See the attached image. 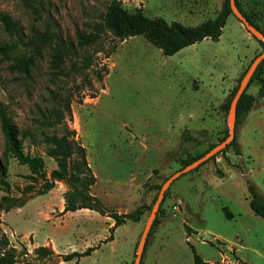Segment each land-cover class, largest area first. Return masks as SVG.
<instances>
[{
	"label": "rangeland",
	"instance_id": "1",
	"mask_svg": "<svg viewBox=\"0 0 264 264\" xmlns=\"http://www.w3.org/2000/svg\"><path fill=\"white\" fill-rule=\"evenodd\" d=\"M110 1L0 0V15L18 23L25 39L50 27L59 41L76 45V30L91 31ZM118 1L130 13L142 8L147 17L186 26L214 19L223 4V0ZM239 2L264 28V0ZM2 45H9L11 52L0 54V102L19 131L32 134L24 142L25 153L43 159L48 178L57 169L43 138L61 130L46 127L40 112L46 109L50 92L61 91L72 99L69 125L86 148L97 178L92 194L120 213L149 207L140 222L128 221L115 230L112 241L105 242L111 235V220L92 211L62 217L68 191L62 182L30 201L44 181L29 166L9 158L7 192L0 180V229L20 254L18 264H76V259H37L35 245L46 247L47 242L61 255L98 247L80 264H135L161 188L183 168L177 158L198 157L229 133V114L220 107L251 61L264 52L235 15L228 18L219 41L206 39L173 56H165L142 36L120 41L111 33L89 50L95 58L87 70L77 66L83 61L81 55L57 69L53 52L44 50L29 78L12 73L9 67L32 56V49L19 45L0 22ZM258 91L257 84L248 89L257 101L237 130L241 155L229 150L173 182L159 209V224L147 240L143 264H195L193 249L209 264H264V219L251 210L249 191L253 185L264 197V103ZM185 134L201 144L184 142ZM4 149L0 120L3 163ZM28 198L32 199L22 208L11 209L14 212L7 217L3 209ZM178 200L183 204L177 209Z\"/></svg>",
	"mask_w": 264,
	"mask_h": 264
},
{
	"label": "trees",
	"instance_id": "2",
	"mask_svg": "<svg viewBox=\"0 0 264 264\" xmlns=\"http://www.w3.org/2000/svg\"><path fill=\"white\" fill-rule=\"evenodd\" d=\"M236 5L250 24L254 25L264 34V28L258 24L253 13H246L239 0H236ZM231 15H233V13L230 6V0H223L222 8L214 19L204 21L196 26H186L175 21L169 23L160 17H147L142 8L137 9L134 13H130L122 6L120 1L111 0L101 22L95 25L91 31L76 30V45L70 41H59L57 34L52 32L50 27H48L42 35L34 34L29 39H25L20 32L18 23L13 21L12 18L1 14L0 22L6 33L12 37H17L19 45L32 49V56L22 57L9 67V70L12 73H19L29 78L33 67L44 50H51L53 52L52 62L57 69H61L63 64L67 61H78L77 55H81L83 61L77 63V66L80 65L78 66L80 70H87L92 67L94 63L93 58H95V55L92 56L89 54V50L100 44L104 34L111 33L113 37L120 41L136 36H142L152 46L161 50L165 56H173L181 50L206 39L214 42L219 41L228 18ZM255 39L264 46L262 40ZM10 50L11 47L9 45L0 46V54L3 56H7L11 52ZM262 53H259L257 56ZM252 62L253 61H251V63ZM249 67L238 79L237 85L233 88L225 102L220 107L226 115L230 112L232 100L235 97L238 86ZM98 80L99 82H102V77L99 76ZM253 84L259 86L258 98L264 103V60L257 68L246 92L239 99L236 112L235 140L225 150L212 157L208 162L215 161L219 155H223L229 150H232L237 156L241 155V148L237 141V130L239 125L244 122L248 114L252 111L254 104L257 101V97L248 93V89ZM50 93L46 109L40 112V119L46 127L54 130L60 128L61 130L60 133L55 130L56 132H53L51 135H45L43 138V143L49 146L47 155L56 160L57 169H54L48 178L44 171L43 159L41 157H32L30 154L25 153L24 142L31 137L32 134L29 132L21 133L13 119L8 114L7 107L0 102L1 129L5 140L4 163L0 158L1 185L6 192L9 190V184L5 181L7 177V161L9 158L18 160L21 165L29 166L34 175L43 179L44 187L38 191L36 195L37 197L50 192L57 182L64 183L67 186L68 191L64 196L66 206L61 213V216L64 217L68 213H74L81 210H89L100 216L110 218L114 223L113 227L110 229V237L105 240V242H110L113 240V233L117 228L126 224L128 221L140 222L144 214L149 210V207L147 205H142L134 212L120 213L116 210L108 209L98 197L92 194V188L95 186L97 178L88 162L86 148L78 139L76 132L69 125L72 116V99L61 91H52ZM228 135L229 133L226 131L225 137L220 139L219 142L224 141ZM184 142H192L197 146L201 144V141L198 138L191 137L189 134L184 135ZM216 145L217 144L210 145L209 149L198 157L188 156L185 159L179 157L176 161L184 168L203 157ZM208 162L202 164L200 167ZM218 173L222 175L219 170ZM249 191L251 193V210L257 216L264 219V197L253 185L249 186ZM168 193L169 190L167 191V194ZM30 199L32 198L24 199L19 204L6 207L3 210L5 213H8L13 208H22ZM5 200H7V197L3 198V201ZM0 210H2L1 204ZM226 210L227 209H225V211ZM226 212L227 216L231 217V214L228 213V211ZM1 224L2 223L0 222V226ZM158 224L159 220L157 217L152 225L148 238L152 236ZM187 232L188 236H190L191 231L189 228H187ZM97 249L98 247H90L81 253L73 252L61 255L56 254L54 250L47 246H41L36 248L33 254L40 260L58 257L59 259H62L63 262H70L76 259V264H80L82 258L90 256ZM193 255L195 264H209L205 262L194 249ZM19 256L20 254L17 253V250L10 245L7 235L0 229V264H18ZM141 264H143V260Z\"/></svg>",
	"mask_w": 264,
	"mask_h": 264
},
{
	"label": "water",
	"instance_id": "3",
	"mask_svg": "<svg viewBox=\"0 0 264 264\" xmlns=\"http://www.w3.org/2000/svg\"><path fill=\"white\" fill-rule=\"evenodd\" d=\"M230 6H231L233 15L237 17V19L244 25V27L250 32V34L253 35L257 39L264 41V34L260 30H258L254 25L250 24V22L246 19V17L237 7L236 0H230ZM263 60H264V52L253 60L249 69L247 70L246 74L244 75L243 79L241 80L238 86V90L230 106V112H229L230 131H229V135L227 136V138L224 141L219 142L212 150L206 153L203 157L197 159L192 164L176 172L163 184L159 197L155 203V206L151 212L150 218L146 225L145 231L142 235V238L139 244V249L137 252V257L135 260V264H141L143 260L148 236L151 232L152 225L155 219L157 218V215L161 207L162 201L165 197V194L170 188V186L173 184V182L176 179H178L180 176L186 173H189L191 171H194L197 168H199L202 164L208 162L212 157L216 156L221 151L225 150L235 140L236 138V112H237V106H238L239 99L246 92L252 77L254 76L257 68L263 62Z\"/></svg>",
	"mask_w": 264,
	"mask_h": 264
},
{
	"label": "crops",
	"instance_id": "4",
	"mask_svg": "<svg viewBox=\"0 0 264 264\" xmlns=\"http://www.w3.org/2000/svg\"><path fill=\"white\" fill-rule=\"evenodd\" d=\"M256 51H257V49H256ZM258 95V94H257ZM256 97V96H255ZM40 197V196H39ZM38 197H36V198H34V199H32V200H30V201H34L35 199H37ZM81 211H86V212H89V213H91V211H89V210H81ZM14 211H12V212H8V214H7V217L11 214V213H13ZM68 214H71V213H68ZM107 219H109V220H111L110 218H107ZM8 223H9V221H7ZM113 221L111 220V225H113ZM137 244H138V238L136 239V241H135V244H134V250L136 249V247H137ZM46 246L47 247H49V248H51L52 250H54L55 251V253L57 252L55 249H54V247H53V244L51 243V242H47L46 243ZM39 247V245H35V248H38ZM134 254V253H133Z\"/></svg>",
	"mask_w": 264,
	"mask_h": 264
},
{
	"label": "built area",
	"instance_id": "5",
	"mask_svg": "<svg viewBox=\"0 0 264 264\" xmlns=\"http://www.w3.org/2000/svg\"><path fill=\"white\" fill-rule=\"evenodd\" d=\"M177 204H178V206H177L176 208L178 209V207H181L183 203H182L181 200H178V201H177ZM176 208H175V209H176Z\"/></svg>",
	"mask_w": 264,
	"mask_h": 264
}]
</instances>
